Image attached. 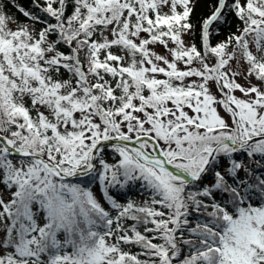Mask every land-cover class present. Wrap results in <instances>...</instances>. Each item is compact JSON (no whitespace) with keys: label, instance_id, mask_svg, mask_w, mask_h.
I'll return each mask as SVG.
<instances>
[{"label":"snow or ice","instance_id":"1","mask_svg":"<svg viewBox=\"0 0 264 264\" xmlns=\"http://www.w3.org/2000/svg\"><path fill=\"white\" fill-rule=\"evenodd\" d=\"M200 2L0 0V264H264V0Z\"/></svg>","mask_w":264,"mask_h":264},{"label":"rangeland","instance_id":"2","mask_svg":"<svg viewBox=\"0 0 264 264\" xmlns=\"http://www.w3.org/2000/svg\"><path fill=\"white\" fill-rule=\"evenodd\" d=\"M207 4H208V0H201L200 3H197L196 4L195 11H194V14L192 16L193 23L196 22L198 18H201V17H204V16H207L208 15L209 9L207 7ZM235 24H236V21H235L234 18H232L230 24L228 25L229 26V29L232 30V31H234L235 30ZM227 33L222 32V34H227ZM222 38H223V35L218 36L215 39V41L216 40H219V39H222ZM154 51H156L157 53L163 54L164 49L161 46H156L154 48ZM241 83H243V81H241ZM237 95H239V93H237Z\"/></svg>","mask_w":264,"mask_h":264},{"label":"trees","instance_id":"3","mask_svg":"<svg viewBox=\"0 0 264 264\" xmlns=\"http://www.w3.org/2000/svg\"><path fill=\"white\" fill-rule=\"evenodd\" d=\"M5 2H7V0H5ZM12 3L13 4H18V5H21L23 6L25 9H30V6H31V0H12ZM6 11L11 14V15H14L16 17H18L20 20H23L24 17L17 11V9L15 7L12 6V4H8L7 8H6ZM196 23V22H194ZM222 32H229V31H232L229 29V26L227 27H224L221 29ZM217 37H215L216 39ZM214 39V41H215ZM213 41V42H214ZM65 76H67V74H65ZM129 196L133 199H136V200H142L143 197L142 196H139L137 195V193L135 191L129 193ZM135 250V249H134Z\"/></svg>","mask_w":264,"mask_h":264}]
</instances>
